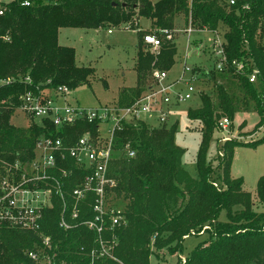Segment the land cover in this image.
Returning <instances> with one entry per match:
<instances>
[{"label":"trees","instance_id":"trees-1","mask_svg":"<svg viewBox=\"0 0 264 264\" xmlns=\"http://www.w3.org/2000/svg\"><path fill=\"white\" fill-rule=\"evenodd\" d=\"M31 2L30 6H21L15 0L0 16L1 166L31 159L42 134L61 137L66 145H72L86 132L98 133V122L87 119L65 122L60 127L47 118L42 121L31 118L26 127L11 122V116L28 92L40 97L48 90L63 86L70 90L90 86L96 69L78 64L75 48L59 44L61 28L118 27L146 18L158 29L173 31L176 16L184 14L195 28L218 31L220 25H225L221 38L228 60L249 63L259 73L257 81L250 83L245 75L230 69L222 83L215 82L214 95L201 92V106L188 110V117L200 122L196 178L183 166L184 149L174 139L176 123L168 128L166 125L150 127L136 121L122 122L116 127L113 142L116 151L108 167L109 176L116 184L109 192L113 200L125 206V223L114 229L108 225L103 228L101 235L108 253L99 255L98 233L84 224L94 214V193L78 202L77 218L70 217L75 203L73 190L86 171L69 158L62 162L63 168L71 170L62 178L64 199L54 196L52 207L43 212L39 230L0 225V264H34L25 253L42 244V234L50 237L49 251L55 254L54 264H150L156 249L168 246L169 251L178 247L181 251L179 241H183V236L191 231L199 233L204 226L213 227L211 238L200 242L187 256L185 264H264V213L251 211L254 203L250 193L244 190L243 178L231 177L235 148L256 147L264 142V137L249 144L230 139L222 144L216 180L224 181L225 187H219L212 178L207 160L216 129L215 115H228L231 125V117L240 107L246 111L249 108V97L258 113L264 114V43L258 37L264 31V0ZM145 33L140 31L137 45L136 85L121 88L116 103L119 106H129L142 95L152 67H172L177 50L175 38H163L155 54L141 44ZM228 78L235 79L243 97L231 94ZM127 150H133L134 155L126 156ZM257 192L260 201L264 200V176L258 180ZM239 206L242 212L233 213V207ZM222 209L226 211V220L219 218ZM62 214L71 227L60 225Z\"/></svg>","mask_w":264,"mask_h":264},{"label":"built area","instance_id":"built-area-1","mask_svg":"<svg viewBox=\"0 0 264 264\" xmlns=\"http://www.w3.org/2000/svg\"><path fill=\"white\" fill-rule=\"evenodd\" d=\"M15 0H0V16L7 10V5ZM231 3L234 0H230ZM21 6H30L31 0H19ZM196 29L191 24L185 29V35L189 42L191 34ZM111 32V29H109ZM163 38L173 40L175 35L168 29H158L153 33L143 35V41L153 48H159ZM211 66L204 69V73L211 70L216 73L229 72L233 69L247 77L250 83L257 81L259 69L237 59L228 60L224 50L223 41L217 33L211 40ZM189 71V68L186 67ZM192 73V70H191ZM190 81L186 82V89L177 91L174 96L175 102L190 99L197 89L192 82L199 80L197 73L191 74ZM197 75V76H196ZM155 79L160 81L168 77L164 70L154 72ZM179 82H170L167 86L157 88L149 87L147 91L129 106L99 105L85 107L80 104L71 105L67 102L60 104L71 90L67 86L48 90L38 97L28 92L23 97L19 107L29 119L36 118L42 121L50 119L60 127L65 122L76 119H87L89 122H98V133L92 135L84 133L72 145H66L63 138L53 135H41L38 137L33 157L25 162L16 161L14 164L0 165V225H8L24 230H39L40 221L44 217V210L53 205L54 196L64 199L63 176L70 173L63 168L62 162L72 159L74 164L86 171L81 183L74 188L73 196L75 203L70 214L71 219L78 216V202L87 198L89 193H94L95 199L92 205L94 212L92 218H87L84 224L98 233L100 243L99 255L108 253L109 248L102 239L103 228L114 229L125 223V206L120 205L110 197L109 190L116 184L109 176V163L116 151L114 148V132L122 122L132 123L142 121L150 127H162L167 125L168 116L164 105L172 103L170 96L172 87ZM199 91V90H198ZM199 91V95H200ZM156 115L160 124L150 125L146 119ZM111 124L107 134H103L105 125ZM221 129H227L230 125L228 117H222L219 122ZM128 151V150H127ZM130 150L126 156H133ZM60 225L64 228L71 227L64 214L61 215ZM51 240L42 234V244L35 249L27 250L26 255L34 264H54V255L50 253Z\"/></svg>","mask_w":264,"mask_h":264},{"label":"rangeland","instance_id":"rangeland-1","mask_svg":"<svg viewBox=\"0 0 264 264\" xmlns=\"http://www.w3.org/2000/svg\"><path fill=\"white\" fill-rule=\"evenodd\" d=\"M139 20L137 23L125 22L118 27L109 26L90 29L66 27L60 30L59 44L75 48L78 64L90 65L96 69L90 86L84 85L72 89L63 99H60V104L67 102L71 105L80 104L85 107L112 106L117 103L122 87L131 88L136 85L137 74L134 65L137 45L141 37L140 31L153 33L158 30L157 27L151 25L148 19L139 18ZM190 24L189 19H186L184 14L176 16L172 30L175 35L174 41L177 50L173 56V63L170 65L172 67L170 69L152 67L144 81L145 90L142 95L149 87L155 85L157 88L167 86L170 82L179 79V82L173 85L170 93L173 102L163 107L168 116L166 126L170 128L173 124H177L174 139L176 144L184 149L183 166L192 177L196 178L198 175L196 154L201 140L200 122L196 119H190L188 110L201 106L199 91L209 93L211 96L214 95L216 91L215 82L222 83L223 79H226L223 76L228 75L229 72H210L208 74L203 72L204 69L212 65L211 40L217 32L221 38L226 26L220 25L218 31H211L205 27L195 28L194 26L196 30L191 34L188 42L185 29ZM109 29H111V32H109ZM258 37L264 43V31L259 33ZM141 44L150 53L156 54L159 50V48H153L151 45L146 44L142 38ZM186 67L189 68V71L186 70ZM157 70H164L168 73V77L159 83L153 76ZM191 70L192 73L195 71L198 75L196 76L199 77V80L192 82L197 92L192 94L190 99L177 103L174 101V96L177 91L186 89L185 83L190 81ZM234 80V78H228V83H226L229 90H231V94L241 98L244 95L241 94L240 86ZM241 104L242 102H240ZM238 110L234 117L230 116L231 125L227 129H221L217 123L222 117L229 116L223 114L214 116L216 129L210 140L207 160L212 168V178L215 180L219 172L216 168L220 159L221 147L226 140L230 139V141H237L240 144H249L264 137V114L258 113L250 97L247 111L244 107H240ZM29 120L20 108L16 109L11 116V122L17 126H28ZM146 122L154 126L160 124L156 115L146 119ZM111 124L104 126L103 134L108 133ZM262 176H264V142L256 147L237 146L234 150L231 165V177L243 178L244 190L250 193L254 203L251 211L260 214L264 213V200L260 201L259 199L257 183ZM216 182L219 187H225L224 181L216 180ZM232 210L233 213L242 212L240 206L233 207ZM219 218L226 220L225 209L221 210ZM212 228L204 226L199 233L191 231L188 235H184V239L182 237L183 241H179V243H182L181 251H179L180 247L169 251L168 246L156 249V254L150 257V264H185L187 256L200 242L209 241ZM207 231H209V234Z\"/></svg>","mask_w":264,"mask_h":264},{"label":"crops","instance_id":"crops-1","mask_svg":"<svg viewBox=\"0 0 264 264\" xmlns=\"http://www.w3.org/2000/svg\"><path fill=\"white\" fill-rule=\"evenodd\" d=\"M139 21H140V20H139ZM61 29H62V28H61ZM61 29H60V30H61ZM59 33H60V31H59ZM58 40H59V36H58Z\"/></svg>","mask_w":264,"mask_h":264},{"label":"water","instance_id":"water-1","mask_svg":"<svg viewBox=\"0 0 264 264\" xmlns=\"http://www.w3.org/2000/svg\"><path fill=\"white\" fill-rule=\"evenodd\" d=\"M113 5L115 4V3H112Z\"/></svg>","mask_w":264,"mask_h":264}]
</instances>
